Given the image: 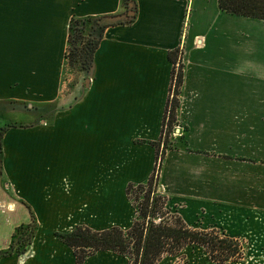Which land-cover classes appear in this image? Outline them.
<instances>
[{
  "label": "crops",
  "instance_id": "0c3cea01",
  "mask_svg": "<svg viewBox=\"0 0 264 264\" xmlns=\"http://www.w3.org/2000/svg\"><path fill=\"white\" fill-rule=\"evenodd\" d=\"M129 5L133 20L104 29L89 75L64 92L70 21ZM178 49L183 133L164 154L159 189L189 228L259 224L264 20L221 11L218 0H0V251L17 226L38 225L27 253L0 264H77L56 233L132 227L126 188L154 170ZM12 109L30 121H6ZM82 264L128 261L99 251Z\"/></svg>",
  "mask_w": 264,
  "mask_h": 264
},
{
  "label": "trees",
  "instance_id": "16d2710c",
  "mask_svg": "<svg viewBox=\"0 0 264 264\" xmlns=\"http://www.w3.org/2000/svg\"><path fill=\"white\" fill-rule=\"evenodd\" d=\"M218 6L221 11L229 14L264 20V0H218ZM103 19L104 18H73L70 21L68 48L65 54V61L70 67H74L75 64H79L82 72L88 73L92 66L93 55L100 43V40L102 39L104 29L115 24H103L98 38L94 39L93 37H90V40H88L89 44H87V46L82 45L79 49L75 48L74 52H69V47L75 43L73 41L82 39V36H80L82 32L78 29V27L75 29L78 32V35L75 37L73 36L72 31H74V25L77 26L78 24L84 29L86 24L88 25L92 21H102ZM72 37H74V40ZM180 54L181 52L179 49L170 52L169 54V59L173 63V68L170 95L164 114L162 134L164 133V129L166 127L172 126V124L176 122L180 88L183 83V65L180 60ZM7 129L8 128L0 129V164L2 155L1 140ZM153 175L154 174L150 176L147 184H150ZM133 186L134 184H129L127 186V197ZM135 186L140 187L142 185ZM31 221L32 222L27 225L15 228V231L12 234L10 251L5 252L2 256H0V258L11 256L13 254V242L18 235H21L24 229H30L26 238L27 242L24 245L22 244V248L16 250L14 253H24V250L31 245V241L35 237L37 231V224L33 217ZM172 225L174 226L161 223L155 226L151 223L150 227L148 226V228H145L143 224H139L135 221L127 232H124L117 227H112L104 231H93L84 226H77L68 233H58L55 235L70 249H72L77 264H82L87 257L92 256L99 251H111L125 257V251L130 247V245L138 248L141 247L143 250L139 264H156L161 253L165 250L164 245L167 244L169 240L171 243L177 244L179 247L186 246L188 244L200 246L206 249V252L212 260L219 262H221L219 260L221 257L225 259V261H228L235 255V253L238 252V250L230 249L232 245L236 247L238 242L231 238L220 236V234L214 230L202 231L191 229L179 217L175 218Z\"/></svg>",
  "mask_w": 264,
  "mask_h": 264
},
{
  "label": "rangeland",
  "instance_id": "374dc122",
  "mask_svg": "<svg viewBox=\"0 0 264 264\" xmlns=\"http://www.w3.org/2000/svg\"><path fill=\"white\" fill-rule=\"evenodd\" d=\"M103 24H105L103 20L97 22L92 21L88 25L86 24L84 29L78 24L77 26L74 25V31H72L73 36L75 37L78 35V32L75 30L78 27V29H80L82 32V34H80L82 39L73 41L75 43L69 47V52H74L75 48L79 49L82 45L87 46V44H89L88 40H90V37H93L94 39L98 38ZM74 37H72L73 40ZM65 64L66 69L64 73V80L66 82V88L64 92H67V90L69 91L77 81L81 80V77L89 75V72H82L79 64H75L74 67H70L67 62ZM2 115L5 119H7L6 121L8 122L24 124L28 123L32 117V113H28L23 109H12L8 113H3ZM181 133H183V128L177 124V122L164 129V133L160 137L159 142L154 144L156 162L152 172V174H154L152 181H150V184H147V182L144 184H134L133 188L129 191L128 199L131 201L136 210V218L134 222L136 221L139 224H143L145 228H148V226L150 227L151 223L155 226L161 223L174 226L172 223H174L175 218H181L178 216L177 209L167 205V198L159 189V176L164 154L167 150L172 148L173 140L181 137ZM135 185L142 186L138 187ZM203 220L204 219L194 220L195 224H190L191 229L202 231L214 230L215 232L219 233L220 236L228 237L238 242L236 247L232 245L230 248L231 250H238V252L235 253V255L230 260L225 261V259L221 257L219 259L221 262L216 260L214 261L209 257L206 249L200 246L188 244L186 246L179 247L177 244L171 243L169 240L168 243L164 245L165 250L163 253H161L156 264H264V214H262L261 217L259 216V219H253L255 222L256 220H260L259 224H253V222L250 224L245 223L241 225L239 232L232 233L230 231L226 232L221 228H210L208 223L203 222ZM30 222L32 221L30 220ZM224 227L229 229V225ZM29 232L30 229H24L21 235H18L15 238L12 246V255L20 256L24 253H27L29 246L26 250H24V253L17 254L14 252L21 249L22 244L24 245L27 242L26 238ZM10 244L11 242L6 249L0 251V256H2L5 252L10 251ZM142 253L143 250L141 247L138 248L136 246L130 245V247L125 251V258H127L128 264H139Z\"/></svg>",
  "mask_w": 264,
  "mask_h": 264
},
{
  "label": "water",
  "instance_id": "95a60500",
  "mask_svg": "<svg viewBox=\"0 0 264 264\" xmlns=\"http://www.w3.org/2000/svg\"><path fill=\"white\" fill-rule=\"evenodd\" d=\"M131 7L132 6L129 5V10L126 14L120 16L105 17L103 21L105 22V24H118L131 21L134 16V10ZM86 84H88V81H86Z\"/></svg>",
  "mask_w": 264,
  "mask_h": 264
},
{
  "label": "built area",
  "instance_id": "2783aa9c",
  "mask_svg": "<svg viewBox=\"0 0 264 264\" xmlns=\"http://www.w3.org/2000/svg\"><path fill=\"white\" fill-rule=\"evenodd\" d=\"M177 131H178V129H177Z\"/></svg>",
  "mask_w": 264,
  "mask_h": 264
}]
</instances>
